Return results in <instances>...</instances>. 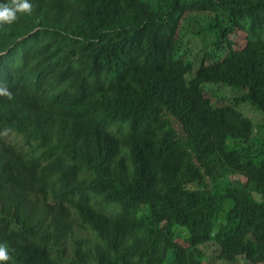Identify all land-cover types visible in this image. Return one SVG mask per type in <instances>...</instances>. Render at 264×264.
I'll return each instance as SVG.
<instances>
[{
	"label": "trees",
	"instance_id": "16d2710c",
	"mask_svg": "<svg viewBox=\"0 0 264 264\" xmlns=\"http://www.w3.org/2000/svg\"><path fill=\"white\" fill-rule=\"evenodd\" d=\"M139 1L35 0L0 25V83L11 93L0 98V243L11 257L0 264H201L196 247L212 238L223 262L264 264V117L243 109L264 116V0ZM195 11L208 15L199 29L186 17ZM173 121L192 148L152 153L160 135H178ZM120 151L127 164L112 156ZM207 166L240 179L189 200L177 184ZM144 203L197 214L192 249L174 245Z\"/></svg>",
	"mask_w": 264,
	"mask_h": 264
},
{
	"label": "clouds",
	"instance_id": "9594fccd",
	"mask_svg": "<svg viewBox=\"0 0 264 264\" xmlns=\"http://www.w3.org/2000/svg\"><path fill=\"white\" fill-rule=\"evenodd\" d=\"M35 0H0V25L3 24H11L13 23L19 16L21 15H28L33 10ZM45 8L51 15H59L60 10L58 6H49L48 2L45 4ZM5 53H0L1 55H4ZM212 85V84H211ZM8 87H6L4 84L0 83V98H11V93L7 90ZM205 92H207L205 90ZM264 117L263 115H258V118ZM173 127L175 131L177 132V136H170V135H160L155 143V147L152 150V153L159 154L165 150H169L172 147L176 145H185L187 149L189 150L192 145V140L190 139V135L188 134L187 128L181 123L177 121H173ZM17 130H8L6 132V140L10 137L18 136ZM16 133V134H15ZM15 134V135H14ZM200 128L197 127L194 130L193 133V139L196 140L197 143L200 142ZM119 154L122 155V159L126 164L125 158L123 155L125 153L123 151L120 152H114L112 153L113 157H119ZM226 152H223L224 158H225ZM240 179V175L235 174L233 169H227L222 170L213 166H207L205 168L201 169V176L194 182L190 183H178V188H183L184 195L185 193L189 192L187 195V198L189 200L196 199V193L201 191H211L212 188L215 186H225L229 182L237 181ZM180 206L176 204H151V203H144L142 205V208L146 211L154 212V215L156 217L163 216L166 218L165 221L162 222L161 228L167 229L172 234V242L179 247L189 250L192 249V245L189 242L190 237V231L187 226V221L191 218H194L197 214H194L192 212H186L179 209ZM210 207H213V203L208 204L204 207L205 209H208ZM229 210H224L220 212L219 218H220V224L223 223L224 220H226V217L228 215ZM172 223L178 224L179 232L175 233L170 228ZM212 236L215 237V232L212 233ZM196 249L199 251L200 256L199 259L201 261V264H212L210 261V255H209V249H217L218 250V259L222 261L223 257V248L222 246L215 240V238H212L208 240L207 242L200 244L196 247ZM7 245L4 243H0V262H7L9 259H11L9 253H8ZM239 260L245 261L243 258H240ZM223 262V261H222ZM224 264H227L226 262H223Z\"/></svg>",
	"mask_w": 264,
	"mask_h": 264
},
{
	"label": "bare ground",
	"instance_id": "6f19581e",
	"mask_svg": "<svg viewBox=\"0 0 264 264\" xmlns=\"http://www.w3.org/2000/svg\"><path fill=\"white\" fill-rule=\"evenodd\" d=\"M138 1H139V0H138ZM139 2H140V1H139ZM132 5H134V4H132ZM251 7H252V6H251ZM239 13H240V12H239ZM242 13H243V12H242ZM241 15H242V14H241ZM244 17H245V15H244ZM246 17H247V16H246ZM250 17H251V15L249 16V18H250ZM189 34H190V33H189ZM208 39H209V38H208ZM209 43H210V40H209ZM229 88H230V87H229ZM223 93H224V92H223ZM224 96H226V95H224ZM226 98H227V96H226ZM195 100H196V99H195ZM145 103H146V102H145ZM145 103H144V104H145ZM152 104H153V103H152ZM152 104H151V105H152ZM144 107H145V106H144ZM152 107H153V106H152ZM141 109H142V108H141ZM144 110H146V109L143 108L142 111H144ZM147 110H148V109H147ZM150 110H151V109H150ZM146 112H147V111H146ZM139 113H140V112H139ZM139 113H138V114H139ZM141 113H142V112H141ZM141 113H140V115H141ZM147 113H149V112H147ZM138 114H137V115H138ZM152 114H153V113H152ZM161 114H163V113H161ZM137 115H136V116H137ZM144 115H145V114H144ZM163 115H164V114H163ZM244 115H245V114H244ZM147 116H148V115L146 114V117H147ZM149 116H150V115H149ZM169 116H170V115H169ZM142 117H143V116H142ZM142 117H138V118H142ZM244 117H245V116H244ZM127 118H128V117H127ZM144 118H145V117H144ZM166 118H167V117H166ZM132 119H134V117L131 118V120H132ZM95 120L98 121L99 119H95ZM124 120H125V119H124ZM131 120L129 121V123L131 122ZM166 120H167V119H166ZM251 120H252V119H251ZM100 121H101V120H100ZM116 121H117V120H116ZM146 121H147V118H146ZM146 121H145V122H146ZM242 121H243V120H242ZM94 122H95V121H94ZM94 122H93V123H94ZM104 122H105V121H104ZM106 122H107V121H106ZM136 122H137V121H136ZM140 122H141V121H140ZM215 122H216V121H215ZM93 123H92V124H93ZM95 123H97V122H95ZM95 123H94V125H96ZM102 123H103V120H102ZM108 123H109V122H108ZM131 123H134V122H131ZM148 123H149V122H148ZM111 124H112V123H111ZM172 124H173V123H172ZM87 125H88V123H87ZM98 125H99V123H98ZM102 125H103V124H102ZM107 125H108V124H107ZM123 125H124V123H123ZM123 125H122V126H123ZM138 125H139V124H138ZM141 125H142V123H141ZM144 125H146V124H144ZM99 126H100V125H99ZM99 126H98L97 129H99ZM103 126H104V125H103ZM105 126H106V124H105ZM115 126H116V124H115ZM117 126H118V125H117ZM139 126H140V125H139ZM221 126H222V125H221ZM262 126H263V125H262ZM85 127H86V126H85ZM100 127H101V126H100ZM106 127H108V126H106ZM125 127H127V126H125ZM125 127H124V128H125ZM128 127H129V126H128ZM144 127H145V126H142V129H143ZM222 127H223V126H222ZM101 128H102V127H101ZM104 128H105V127H104ZM119 128H120V127H119ZM134 128H135V127H134ZM257 128H258V127H256V131H258ZM114 129H115V128H114ZM114 129H113V131H115ZM149 129H151V128H149ZM149 129H147V130H149ZM213 129H214V127H213ZM217 129H218V128H217ZM106 130H107V129H106ZM106 130H105V131H106ZM119 130H120V129H119ZM126 130H127V128H126ZM144 130H145V129H144ZM98 131H99V130H98ZM111 131H112V130H111ZM124 131H125V130H124ZM141 131H142V130H141ZM150 131H152V130H150ZM150 131H149V132H150ZM142 132H143V131H142ZM99 133H100V132H99ZM120 133H121V132H120ZM257 133H258V132H257ZM97 134H98V133H97ZM146 134H147V133H146ZM144 135H145V134H144ZM258 135H260V134H258ZM258 135H257V136H258ZM97 136H98V135H97ZM102 136H103V135H102ZM102 136H101L100 138H103ZM104 136H105V135H104ZM106 137H107V136H106ZM227 137H228V136H227ZM95 138H97V137H95ZM115 138H116V137H115ZM263 138H264V137H263ZM263 138H262V139H263ZM105 139H106V138H105ZM231 139H232V138H231ZM94 140H95V139H94ZM106 140H107V139H106ZM229 140H230V137H229ZM229 140H228V141H229ZM232 140H233V139H232ZM91 141H92V140H91ZM98 141H99V140H98ZM102 141H103V140H102ZM263 141H264V139L262 140V142H263ZM104 142H105V141H104ZM231 142H232V141H231ZM235 142H236V141H235ZM101 143H102V142H101ZM98 144H99V143H98ZM103 144H104V143H103ZM95 145H96V143H95ZM105 145H106V144H105ZM88 146H89V145H88ZM96 146H98V145H96ZM120 146H121V145H120ZM106 147H107V146H106ZM112 147H113V146H112ZM232 147H233V146H232ZM95 148H96V147H95ZM121 148H122V147H121ZM123 148H124V147H123ZM234 148H235V147H234ZM99 149H100V147H99ZM108 149H109V148H108ZM91 150H92V149H91ZM89 151H90V150H89ZM95 151H97V149H96ZM90 152H91V151H90ZM88 153H89V152H88ZM107 155H108V154H107ZM89 156H90V155H89ZM89 156H88V157H89ZM252 156H253V155H252ZM98 157H99V156H98ZM119 157L122 158V155L119 154ZM94 158H95V157H94ZM112 158H113V157H112ZM86 159H87V158H86ZM114 159H115V158H114ZM219 160H220V159H219ZM185 161H186V159H185ZM191 161H192V160H191ZM226 161H227V160H226ZM254 161H255V159H254ZM254 161H253V162H254ZM188 162H189V161H188ZM193 162H194V161H193ZM193 162H192V163H193ZM238 162H239V161H238ZM251 162H252V161H251ZM251 162H250V163H251ZM250 163H249V164H250ZM126 164H127V163H126ZM189 164H190V163H189ZM195 164H196V163H194V165H195ZM224 164H225V163H224ZM241 164H242V163H241ZM237 165H238V164H237ZM253 165H254V164H253ZM253 165H252V166H253ZM228 167H229V166H228ZM231 167H232V166H231ZM246 167H247V166H246ZM128 168H129V167H128ZM130 168H131V167H130ZM248 168H249V167H248ZM142 172H143V171H142ZM251 172H252V171H251ZM139 173H140V171H139ZM245 175H246V174H245ZM131 176H132V174H131ZM138 176H139V175H138ZM129 179H130V178H129ZM146 180H147V179H146ZM139 183H140V182H139ZM145 184H146V183H145ZM119 186L121 187V184H119ZM146 186H147V185H146ZM120 187H117V188H120ZM121 189H122V188H121ZM243 189H244V188H243ZM238 190H239V189H238ZM240 190H241V188H240ZM156 191H157V190H156ZM120 192H121V191H120ZM242 192H243V190H242ZM131 194H132V193H131ZM240 194H241V193H240ZM114 195H115V193H114ZM114 195H113V197H114ZM119 195H120V194H119ZM121 195H122V194H121ZM135 195H136V194H135ZM156 196H157V195H156ZM116 197H117V196H116ZM130 197L132 198V196H130ZM100 198H101V197H100ZM121 198H123V197H121ZM126 198H127V197H126ZM126 198H125V199H126ZM227 198H228V197H227ZM90 199H91V198H90ZM105 199H106V198H105ZM107 199H108V198H107ZM107 199H106V200H107ZM109 199H110V198H109ZM109 199H108V200H109ZM160 199H161V198H160ZM102 200H103V199H102ZM102 200H101V201H102ZM111 200H112V199H111ZM235 200H236V199H235ZM90 201H91V200H90ZM99 201H100V200H98L97 202H99ZM119 201H120V200H119ZM119 201H118V202H119ZM222 201H223V200H222ZM80 202H81V201H80ZM97 202H96V204H97ZM107 202H108V201H107ZM114 202H115V200H114ZM120 202H123V201L121 200ZM240 202H241V201H240ZM39 203H40V202H39ZM108 203H110V202H108ZM72 204L74 205V203H72ZM75 204L77 205V203H75ZM81 204H82V203H81ZM101 204H102V202H101ZM101 204H100V205H101ZM103 204H104V203H103ZM116 204H117V203H116ZM116 204H114V205H116ZM122 204H123V203H122ZM219 204H220V203H219ZM93 205H95V204H93ZM93 205H92V206H93ZM109 205H111V204H109ZM109 205H107V207H109ZM40 206H41V205H40ZM40 206H39V207H40ZM102 206H103V205H101V208H102ZM104 207H105V206H104ZM111 207H112V206H111ZM236 207H237V206H236ZM91 208H92V207H91ZM98 208H99V207H98V205H97L96 210H97ZM105 208H106V207H105ZM112 208L114 209V207H112ZM221 208H222V206H221ZM113 209H112V210H113ZM116 209H117V208H116ZM219 209H220V208H219ZM92 210H93V209H92ZM96 210H95V211H96ZM118 210H119V209H118ZM126 210H127V209H125V211H126ZM233 210H234V209H233ZM95 211H94V212H95ZM98 211H100V210H98ZM103 211H105V210H103ZM109 211H110V210H109ZM237 211H238V210H237ZM127 212H129V211H127ZM98 213H99V212H98ZM100 213H101V212H100ZM109 213H110V212H109ZM109 213H108V214H109ZM231 213H232V212H231ZM233 213H234V212H233ZM94 214H95V213H94ZM96 214H97V213H96ZM96 214H95V215H96ZM103 214H104V213H103ZM216 214H218V213H216ZM99 215H100V214H99ZM111 215H113V214H111ZM119 215H120V214H119ZM211 215H212V214H211ZM214 215H215V214H214ZM104 216L106 217L105 214H104ZM114 216H115V215H114ZM229 216H230V215H229ZM75 217H76V216H75ZM120 217H121V216H120ZM207 217H208V216H207ZM207 217H206V218H207ZM210 217H212V216H210ZM97 218H99V217H98V214H97ZM101 218H102V216H101ZM109 218H110V217H109ZM112 218H113V216H112ZM112 218H111V219H112ZM216 218H218V217H216ZM216 218H215V220H216ZM111 219H110V220H111ZM120 219H121V218H120ZM207 219H209V218H207ZM112 220L116 221V220H119V219L116 218V220H115V219H112ZM213 220H214V219H213ZM213 220H212V222H213ZM108 221H109V220H108ZM209 221H210V220H209ZM216 221H217V220H216ZM224 222H225V221H224ZM224 222H223V223H224ZM115 223H116V222H115ZM194 225H195V224H194ZM194 225H193V226H194ZM212 225H214V223H213ZM208 226H209V225H208ZM220 226H221V228H222V230H221V229H220V230L223 231V224L220 225ZM179 227H180V226H179ZM216 227H218V226L216 225L215 227H212V229H213V228L215 229ZM232 227H233V226H232ZM177 228H178V227H177ZM225 228H227V227L225 226ZM45 229H46V228H45ZM174 229H175V228H174ZM178 229H179V228H178ZM212 229H211V230H212ZM214 229H213V230H214ZM172 230H173V229H172ZM218 230H219V228H218ZM52 231H53V230H52ZM77 231H78V230H77ZM176 231H177V230H176ZM215 231H216V230H215ZM226 231H227V230H226ZM226 231H225V233H226ZM87 232H88V231H87ZM230 232H231V231H230ZM84 233H85V232H84ZM217 234H218V233H217ZM217 234H216V235H217ZM227 234H228V231H227ZM227 234H225V235H227ZM84 235H85V234H84ZM88 235H90V234H88ZM169 235H170V234H169ZM219 235H220V233H219ZM167 237H168V236H167ZM217 237H218V236H217ZM171 238H172V237H171ZM189 238H190V237H189ZM228 238H229V237H228ZM165 239H166V238H165ZM169 239H170V238H169ZM215 239L219 240L218 238H215ZM192 240H193V237H192ZM41 241H42V240H41ZM65 241H66V240H65ZM61 243H63V241H62ZM190 243H191V241H190ZM66 244H67V243H66ZM191 244H192V243H191ZM220 244H222V243H220ZM174 245H175V244H174ZM236 245H237V244H236ZM59 246H60V245H59ZM67 246H68V245H67ZM222 246H223V245H222ZM238 246H239V245H238ZM61 247H62V246H61ZM48 248H49V247H48ZM239 248H240V247H239ZM54 249H55V248H54ZM65 249H66V247H65ZM69 250H70V248H69ZM70 253H71V252H70ZM70 253H69V254H70ZM66 254H67V253H66ZM71 254H72V253H71ZM65 256H66V255H65ZM60 259H61V257H60ZM62 259H63V258H62ZM65 259H66V258H65ZM136 259H137V258H135V260H136ZM138 259H139V258H138ZM138 259H137V260H138ZM234 259H235V258H234ZM64 261H65V260H64ZM136 263H137V264H141V263H138V261H137ZM142 263H143V262H142ZM134 264H135V263H134ZM235 264H236V263H235Z\"/></svg>",
	"mask_w": 264,
	"mask_h": 264
},
{
	"label": "rangeland",
	"instance_id": "374dc122",
	"mask_svg": "<svg viewBox=\"0 0 264 264\" xmlns=\"http://www.w3.org/2000/svg\"><path fill=\"white\" fill-rule=\"evenodd\" d=\"M188 15L196 16V20H198V21L196 22V24L194 26L195 29H199L201 27L200 23L201 22L204 23V20L208 19V15L206 13H202V12H196V11L191 12V13L187 14L186 17ZM200 43H202V42H200ZM216 89L217 88H215L211 84H207L205 86V90L207 91L209 96H211L213 98L214 103H219V101L217 100V96L215 94ZM243 109L248 116L252 117L255 120L258 119L259 113L257 112V110L255 108H253L252 106L244 104ZM209 255H210V261L212 262V264H224L220 259H218V250L217 249H209ZM237 264H249V263H247L246 261L239 260Z\"/></svg>",
	"mask_w": 264,
	"mask_h": 264
}]
</instances>
